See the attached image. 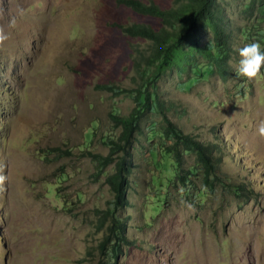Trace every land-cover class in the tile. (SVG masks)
I'll list each match as a JSON object with an SVG mask.
<instances>
[{"label":"rangeland","instance_id":"obj_1","mask_svg":"<svg viewBox=\"0 0 264 264\" xmlns=\"http://www.w3.org/2000/svg\"><path fill=\"white\" fill-rule=\"evenodd\" d=\"M217 2L228 59L203 25L211 61L195 52L155 80L151 43L122 27L159 23L122 0H0V264H264V68L236 72L239 48L264 49L261 0ZM134 107L128 151L110 158L111 115ZM122 155L127 206L107 214Z\"/></svg>","mask_w":264,"mask_h":264},{"label":"trees","instance_id":"obj_2","mask_svg":"<svg viewBox=\"0 0 264 264\" xmlns=\"http://www.w3.org/2000/svg\"><path fill=\"white\" fill-rule=\"evenodd\" d=\"M122 3L133 9L135 13L153 17L159 23L156 27L138 23L122 27L126 35L141 38L151 43L149 55L145 61L148 65L153 66V78L155 80L174 65H178L182 69L185 68L180 63L185 60L186 56L191 58L195 52H199L211 61L210 58L213 56L211 49L199 47L195 39L197 32L203 25L209 27L213 32L215 49L220 55L218 58L222 61L221 64L228 59L229 38L223 24L224 14L217 0H174L172 6L168 8H161L151 0L147 2L122 0ZM260 13L264 17V0H261L260 3ZM185 45H188L186 50L184 49ZM135 99L141 105L140 98L135 97ZM145 100L148 99L145 98ZM157 107H160L158 102ZM139 114L137 107H134L127 116L111 115L121 132L117 141L109 142L110 158L119 151H128L133 134L137 130ZM176 131L175 129L172 133H176ZM204 150L208 149L204 148ZM104 160L101 163L108 164L111 162V159L107 157ZM130 173V166L125 155L118 157L114 173L107 178L114 196L110 208L106 210L107 214L127 206ZM126 231V224L113 216L109 223L108 236H111L113 241L117 243L126 239Z\"/></svg>","mask_w":264,"mask_h":264},{"label":"clouds","instance_id":"obj_3","mask_svg":"<svg viewBox=\"0 0 264 264\" xmlns=\"http://www.w3.org/2000/svg\"><path fill=\"white\" fill-rule=\"evenodd\" d=\"M7 39V35L0 29V45ZM237 52L239 57L236 63L237 74L250 81L259 78L262 75L261 69L264 68V49H262L261 43L258 41L246 43ZM256 134L264 137V120L257 123ZM5 180V177L0 176V184H3Z\"/></svg>","mask_w":264,"mask_h":264},{"label":"bare ground","instance_id":"obj_4","mask_svg":"<svg viewBox=\"0 0 264 264\" xmlns=\"http://www.w3.org/2000/svg\"><path fill=\"white\" fill-rule=\"evenodd\" d=\"M117 7H118V6H117ZM125 7H126V6H125ZM111 10H112V9H111ZM109 12H110V11H109ZM109 12H108V13H109ZM115 13H116V12H115ZM118 17H119V16H118ZM120 17H121V16H120ZM123 19H124V18H123ZM119 21H120V20H119ZM121 22H122V21H121ZM129 22H130V21H129ZM129 22H128V23H129ZM122 23H123V22H122ZM128 25H129V24H128ZM122 26H123V25H122ZM125 27H126V26H125ZM124 29H125V28H124ZM122 31H123V30H122ZM174 233H175V232H174ZM172 234H173V233H172ZM170 235H171V234H170ZM170 237H171V236H170ZM172 237H173V236H172ZM263 239H264V238H263ZM243 254H244V253H243ZM240 258H242L241 255H240ZM198 259H199V258H198ZM204 263H205V260H203V264H204Z\"/></svg>","mask_w":264,"mask_h":264}]
</instances>
